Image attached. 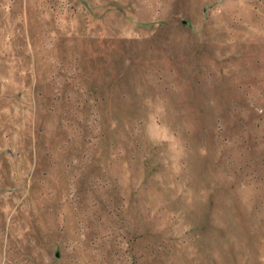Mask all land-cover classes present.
<instances>
[{
  "label": "rangeland",
  "instance_id": "obj_1",
  "mask_svg": "<svg viewBox=\"0 0 264 264\" xmlns=\"http://www.w3.org/2000/svg\"><path fill=\"white\" fill-rule=\"evenodd\" d=\"M0 264H264V0H0Z\"/></svg>",
  "mask_w": 264,
  "mask_h": 264
}]
</instances>
